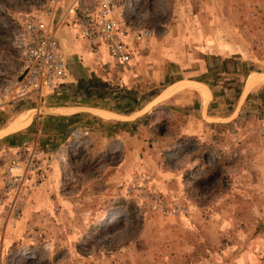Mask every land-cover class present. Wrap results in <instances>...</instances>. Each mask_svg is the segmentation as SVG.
Returning a JSON list of instances; mask_svg holds the SVG:
<instances>
[{"label": "rangeland", "instance_id": "rangeland-1", "mask_svg": "<svg viewBox=\"0 0 264 264\" xmlns=\"http://www.w3.org/2000/svg\"><path fill=\"white\" fill-rule=\"evenodd\" d=\"M65 7L0 0V264H264V0H115L117 17L150 31L142 53L167 58L147 94L201 82L230 116L201 119L199 99L181 105L194 98L184 86L146 114L78 109L56 138L57 107L128 112L145 100L128 106L134 92L108 61L114 76L84 100L60 85L66 75L55 90L20 91L24 22L59 28Z\"/></svg>", "mask_w": 264, "mask_h": 264}, {"label": "crops", "instance_id": "crops-1", "mask_svg": "<svg viewBox=\"0 0 264 264\" xmlns=\"http://www.w3.org/2000/svg\"><path fill=\"white\" fill-rule=\"evenodd\" d=\"M56 29H57V37H58V41L60 45V52L67 61L66 74H65L66 76L64 77V80L60 85H62L64 89L66 88L72 89V92H71L72 99L74 98V94L78 92L79 90H81L80 94H81L82 100H84L87 96L88 97L93 96V94L95 93L97 95L99 91L96 92V90L98 89L96 85L100 83H103L104 85H106L107 79L109 77L112 78V76H114L113 74L114 71L111 70L105 73V77H107L106 80L105 78L103 79L101 75H98L97 72L99 71L100 73L104 71L103 70L104 64L102 63H105L106 61H108L107 63L112 64L114 61L109 59L107 53L103 49L100 50V52H104L103 56L100 55L99 53L92 52L89 48V44L87 43V41H85L83 38L80 37L72 21H69V20L65 21L64 25L59 24V28H56ZM142 44L140 42L133 43V60L129 65H117L116 66L117 68H119L118 77L121 78V80L119 81L120 85L125 87V89L129 85L132 88V92H134V96H131V94L126 95L125 89H123L124 91H121V92L119 90V92H116V94L118 97L122 96V98L126 95L124 98H128V106H130L131 101L135 102L136 100L144 97L145 100L142 99L144 101L143 104L140 105L139 107H136L137 103L136 104L134 103V105H132L131 107L132 109L128 112H120L114 109H110V110L102 109V108L100 109L98 107H92V106L90 107L87 104H81V102L79 101L78 103H74V104L70 103L71 105H68V106L57 107L56 110H59V112H55L54 114L55 116L52 115L49 117V120L52 121L53 128L55 129V132L53 134L54 137L56 138L59 137L62 134V132H64L69 127L70 116H72L74 113H78L80 109L82 110H84L85 108H89L92 110L96 109L94 110V113L98 114L99 116L101 115L97 113L98 111L104 113L106 117L109 115L115 116V117H122L126 115L128 116L136 115V113L139 111H142L141 112L142 114H146L148 113L147 112L148 109L153 107L152 105L154 101L161 104L167 99L173 98L175 103H178L180 99H182V97L185 96L186 93L184 92L186 89L180 92L174 93L172 95H169L165 98L163 97L159 98L160 95L164 93V91H166L169 87L173 86L177 82L187 81L183 79H175V81H173L172 83H169L168 85H165L164 87H162V89L155 95H151L150 92L149 94H147L146 89L147 87L148 89H150L151 83L153 84L154 80L156 82H160L165 78V73L163 71L165 68L164 62H167V58L166 60L164 58L158 59L157 63H155L152 58L153 56L151 52L142 53V49H143ZM149 56H151V58ZM257 75L259 76V74ZM254 77L253 76L251 77L249 86H247V82H246L245 87L251 88L256 83H258V80H259L258 77L257 78H254ZM192 82H198V81H192ZM199 83L205 87V89L203 87L202 88L204 89L205 93L207 91L208 99L205 100L202 93L199 92L198 90L188 89L187 91H189L188 93H190L188 95L194 98H188L186 104L181 103V105L182 106L186 105L190 107L195 104L194 103L196 101L195 99H199L198 101L201 104V107L198 108V116L201 119H205V120L209 119V120L215 121L218 119L225 120L229 118L230 112H228L226 115H221V114L218 115L217 111L213 110L215 107L214 99L216 101V95L213 93V90L210 89V87L206 86L204 83H201V82ZM74 89L78 91H76L73 94ZM49 91H52V90H49ZM149 91H151V89ZM128 92L130 93V90ZM142 92H144V94H142ZM86 94L87 96H85ZM147 95L149 96L148 99H146ZM204 107L206 109H204ZM209 111H212V112H209ZM101 117H104V116H101ZM56 140L57 139H55V142Z\"/></svg>", "mask_w": 264, "mask_h": 264}, {"label": "built area", "instance_id": "built-area-1", "mask_svg": "<svg viewBox=\"0 0 264 264\" xmlns=\"http://www.w3.org/2000/svg\"><path fill=\"white\" fill-rule=\"evenodd\" d=\"M49 2L52 6L65 3L61 20L72 21L92 52L99 53L103 49L118 65H129L133 60V43L150 35L147 29L133 31L123 18L117 17L115 0ZM20 47L24 62L20 91L41 93L45 89H57L66 74L67 61L60 52L56 27L40 16L27 18L20 34ZM103 69L109 71L110 67L104 65Z\"/></svg>", "mask_w": 264, "mask_h": 264}, {"label": "bare ground", "instance_id": "bare-ground-1", "mask_svg": "<svg viewBox=\"0 0 264 264\" xmlns=\"http://www.w3.org/2000/svg\"><path fill=\"white\" fill-rule=\"evenodd\" d=\"M250 79L247 82V86L250 85ZM184 86H188L191 89L200 90L203 93V90H202L201 86H199L197 83H192V84L185 85L184 83H182V81H179L176 84H174L173 86L169 87L166 91H164V93H162V95H160L159 98H162V97L165 98V97H167L169 95H172V94H174L175 92H177L178 90H180ZM19 125H20V122L18 120H13L7 126H5V128L3 129L2 132L10 133V132L14 131L15 129H17Z\"/></svg>", "mask_w": 264, "mask_h": 264}]
</instances>
